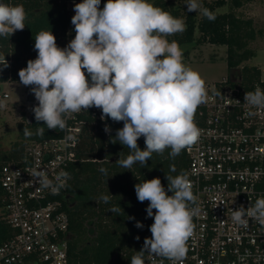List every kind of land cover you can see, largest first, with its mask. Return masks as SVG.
Returning <instances> with one entry per match:
<instances>
[{"label":"clouds","instance_id":"9594fccd","mask_svg":"<svg viewBox=\"0 0 264 264\" xmlns=\"http://www.w3.org/2000/svg\"><path fill=\"white\" fill-rule=\"evenodd\" d=\"M100 4L101 0L74 4L71 24L75 36L64 48L57 46L51 31L41 30L35 36L36 58L29 59L18 76L22 85L31 86L30 91L38 101L31 111L37 124L43 122L44 126L37 127L35 133L23 128V135L42 137L45 128L64 131L68 127L66 117L95 107L101 110L102 121L108 118L123 122V127L110 137L111 143L118 142L129 149L130 154L116 161L120 167L131 169L137 163L146 166L153 154L163 156L166 151L174 159L198 142L201 132L195 114L208 99L204 79L184 64L178 42L168 40L186 31L185 20L148 0H106L102 9ZM186 9L199 12L209 21L216 18L200 0H187ZM26 19L23 5L0 2V37L9 39L24 30ZM0 66H9L3 53ZM244 100L251 108L264 109V90L257 86L245 94ZM6 107L0 99V109ZM249 115L255 112L250 111ZM104 131L111 132L109 125L105 124ZM141 137L143 150L137 143ZM64 142L75 146L78 136L69 133ZM99 171L108 175L106 168ZM31 172L41 190L48 189L53 194L66 189L71 179L64 170L53 178L44 170L34 168ZM165 178L171 195L159 178L134 185L137 200L148 201L146 213L153 223L149 227L151 238L144 239L130 264H145L146 255L161 258L160 264L165 259L171 264H183L186 259L187 242L195 229L193 217L199 211L198 207H192L197 197L186 174ZM110 197L108 193L101 200L107 204ZM121 210L114 206L109 211ZM231 219L239 227L247 228L249 220L264 227V197L256 199L250 207L241 205L232 210ZM135 227L142 229L144 225L137 221Z\"/></svg>","mask_w":264,"mask_h":264},{"label":"built area","instance_id":"2783aa9c","mask_svg":"<svg viewBox=\"0 0 264 264\" xmlns=\"http://www.w3.org/2000/svg\"><path fill=\"white\" fill-rule=\"evenodd\" d=\"M258 74L250 82L230 76L205 82L207 102L200 105L195 123L201 135L185 150L186 175L197 197L194 234L187 242L183 264H264V227L249 220L247 228L234 225L231 211L252 206L264 197V109L251 108L244 100L257 86L264 90V67L253 65ZM18 84L11 78L1 82ZM219 93V95L217 94ZM25 122H31V108L38 105L31 91L24 89ZM9 99L3 90L0 99ZM255 112L250 116L249 112ZM101 110L66 117L68 127L58 136L27 140L15 158L0 167L1 216L13 229L0 244V264H68V215L60 194L41 190L32 169L44 170L53 178L77 161L98 162L86 157L84 147L96 142L102 121ZM79 129V132L76 130ZM78 136L75 146L66 145L65 135ZM88 143V144H87ZM86 157V158H85ZM243 257V260H241ZM161 258L145 256L146 264H160ZM163 264H171L164 260Z\"/></svg>","mask_w":264,"mask_h":264},{"label":"trees","instance_id":"16d2710c","mask_svg":"<svg viewBox=\"0 0 264 264\" xmlns=\"http://www.w3.org/2000/svg\"><path fill=\"white\" fill-rule=\"evenodd\" d=\"M68 1L82 0H0L13 6L23 5L27 13L24 30L15 32L9 39L0 37V53L5 55L9 65L7 68L0 66V83L8 78L19 81L18 71L27 66L29 59L36 58L35 36L41 30L51 31L60 48L66 46L70 36H75L74 26L71 24L72 15L67 8ZM202 1L204 7L215 13L214 21H209L197 12H187V9H181L171 0H152V4L185 20L186 31L168 37L169 42L177 41L181 49L187 43L225 45L227 68H239L241 79L250 82L252 77L257 76L258 70L252 65L242 63L255 55L250 44L256 38L257 31L253 27L252 19L245 18L237 10L253 0ZM223 6H226V11L217 10ZM183 54H187V51H183ZM30 88L31 86L26 87L29 91ZM105 124L109 125L110 133H105ZM105 124L99 127L96 142L87 143L84 147L86 157L99 161L71 163L67 167L71 179L59 196L69 220L68 264H130L131 258L141 250L144 239L151 238L149 227L153 223V219L147 217L146 213L148 201L141 203L137 200L134 185L159 178L167 192L168 182L165 177L186 174L187 171L188 159L185 150L174 159L166 151L163 156L153 154L146 166L137 163L131 169L120 167L116 161L130 154L129 149L118 142L111 143L110 137H114L116 130L123 127V122H113L106 118ZM39 126H44L43 122L38 125L33 113L30 123L19 125L18 138L23 142L60 134V130L45 128L42 137L33 135L26 138L23 135V128H29L35 133ZM137 143L141 150L145 148L143 137ZM23 145L16 141L10 150L0 149V167L3 162L19 155ZM101 167L108 170L107 176L99 171ZM173 168L175 171H171ZM108 193L111 197L106 204L101 196ZM167 194L171 195L170 192ZM2 195L0 188V216ZM114 206H119L121 212H110V208ZM128 217L134 219L130 220ZM137 221L144 225L142 229L135 227ZM12 232L11 226L0 218V244L10 238Z\"/></svg>","mask_w":264,"mask_h":264},{"label":"rangeland","instance_id":"374dc122","mask_svg":"<svg viewBox=\"0 0 264 264\" xmlns=\"http://www.w3.org/2000/svg\"><path fill=\"white\" fill-rule=\"evenodd\" d=\"M174 5L179 6L181 9H186L187 0H171ZM211 1V0H207ZM82 1H69L67 8L73 16L74 4ZM152 4V0H148ZM202 3L203 1L200 0ZM106 1H101L100 8H103ZM220 12L226 11V6L217 9ZM245 18H250L253 21V27L257 31L256 38L250 44L255 55L244 61L242 64L255 65L264 67V0H253L245 3L241 8L237 10ZM200 15L199 12H197ZM198 35V33L196 34ZM74 38V35L67 39L66 45ZM183 51H187V54H183V62L185 65L198 72L205 82L222 80L230 74L238 76L239 68L228 69L226 65V46L215 44H196L187 43L183 46ZM17 82V81H15ZM18 84L8 86L0 83V93L6 90L10 93L9 99H2L5 101L7 107L0 109V149L8 151L14 142L20 141L25 144V141H21L18 138L19 125L25 124V111L23 106H20L24 102V89L25 86L18 81Z\"/></svg>","mask_w":264,"mask_h":264},{"label":"crops","instance_id":"0c3cea01","mask_svg":"<svg viewBox=\"0 0 264 264\" xmlns=\"http://www.w3.org/2000/svg\"><path fill=\"white\" fill-rule=\"evenodd\" d=\"M69 1L67 2V5H68Z\"/></svg>","mask_w":264,"mask_h":264}]
</instances>
